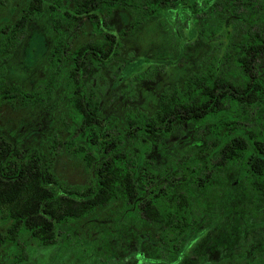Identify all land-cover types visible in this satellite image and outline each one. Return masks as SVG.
I'll return each mask as SVG.
<instances>
[{"label": "trees", "instance_id": "16d2710c", "mask_svg": "<svg viewBox=\"0 0 264 264\" xmlns=\"http://www.w3.org/2000/svg\"><path fill=\"white\" fill-rule=\"evenodd\" d=\"M67 1L72 3L71 11L90 19L94 31L101 34L102 39L73 48L58 32L50 50V77L45 96L46 99L51 97L58 83L59 69L68 63L66 82L73 109L72 123L77 127L76 137L84 140L77 141L78 153L84 157L86 166L94 165L92 177L87 184L61 181L54 172L51 157L36 147L24 149L0 133V216L9 220L5 232H0V248L6 242L12 243L17 250L15 258L22 259L25 256L20 243L22 234L44 246L52 245L57 241L61 224L83 218L120 195L135 212L137 208L146 221L170 220L169 227L179 232L184 230L188 222L191 225L200 216L194 207L191 190L190 197L180 194L175 203L177 207L173 209L165 204L163 195L155 191L144 194V203L136 207L139 202L135 182L137 161L125 148L127 138L139 141L146 136L166 137L174 123L181 122L200 125V136L209 141L206 144L209 159L218 156L223 165L237 162L243 165L237 186L226 184L225 195L231 196L233 203L229 202L219 216L222 222H232L226 229L233 237L228 236L227 249H221L220 259L212 264H264V214H259L255 208L234 211L232 207L239 200L243 202V196L264 198V66L260 62L264 56V0H174L183 6L190 2H195L193 6L201 5L208 18L205 27L221 28L229 23L233 31L238 32L237 39L231 31L225 41L233 47L230 52L223 53L222 59L209 60L198 71L190 73L181 86L165 88L153 114L128 115L122 135L110 133L102 119L98 97L83 85L86 65L90 63L100 70L117 54L120 44L107 19L97 11L126 8L137 15L132 23L135 26L159 14L167 7L168 0ZM46 2L30 0L16 22L1 27L0 60L16 46L27 21L38 16ZM60 2L52 0L46 4L55 10ZM224 62L232 65L225 69ZM0 94L6 99L19 97L24 104L38 101L37 96L17 86L0 84ZM251 108L263 112L262 123L246 121L242 111ZM202 162L203 159H180L178 164L176 159L174 165L188 171L185 176L191 178L193 187H202L210 179L209 175H196L197 170L203 169ZM232 193H235L233 197ZM235 197L239 199L234 201ZM252 215L253 221L250 220Z\"/></svg>", "mask_w": 264, "mask_h": 264}, {"label": "rangeland", "instance_id": "374dc122", "mask_svg": "<svg viewBox=\"0 0 264 264\" xmlns=\"http://www.w3.org/2000/svg\"><path fill=\"white\" fill-rule=\"evenodd\" d=\"M29 2L0 0V31L5 24L16 22ZM50 2L52 0L46 3ZM46 3L38 16L27 21L16 46L0 60V84L17 86L37 96L38 101L24 104L19 97L6 99L0 94V133L24 149L36 147L51 157L54 172L61 181L87 184L94 165L86 166L84 157L78 153L77 141L84 140L76 137L77 127L72 123L73 109L66 82L68 63L59 69V85L53 88L51 97L46 99L45 93L50 77V50L58 31H62L73 48L90 40H101L102 35L94 31L89 18L70 13L72 4L67 0H61L55 10ZM97 12L107 19L120 44L117 54L100 70L92 66L85 68L83 85L98 97L102 119L113 135H122L128 115L153 114L164 88L181 86L190 73L198 71L214 57L222 59L226 50L230 52L231 44L225 41V31L230 29V24H225L222 34L206 38L197 31L205 17L203 14L187 20L184 13L164 9L134 26L137 15L121 7ZM232 36L237 38L235 33ZM260 62L264 66V56ZM231 65L224 62L225 69ZM242 112L247 122L262 123L260 109ZM199 130L198 124L176 122L164 138L146 136L139 141L124 138L125 148L133 156L142 154L153 161L155 171L160 173L168 168L170 160L203 159L208 154L209 141L200 136ZM242 170L243 165L238 162L222 164L221 174L230 185L237 182ZM173 187V194L180 190L178 186ZM194 191L199 198L203 195V190ZM232 194L233 197L235 193ZM230 199L231 196H221L220 209L226 208ZM232 207L234 211L255 208L263 215L264 198L243 196V202L239 200ZM250 220L253 221V215ZM203 223L208 225L209 220ZM231 223L221 221L195 238L197 234L191 232L177 260L168 247L159 242L160 227L141 220L120 195L83 218L61 224L57 241L52 245L44 246L22 234L20 243L25 255L22 259L15 258L17 250L12 243H4L0 248V264H198L202 258L207 260V249L212 251L215 240L221 238L222 249H227L225 244L233 233L226 228ZM8 225L9 220L0 216L1 233Z\"/></svg>", "mask_w": 264, "mask_h": 264}, {"label": "flooded vegetation", "instance_id": "af4514ba", "mask_svg": "<svg viewBox=\"0 0 264 264\" xmlns=\"http://www.w3.org/2000/svg\"><path fill=\"white\" fill-rule=\"evenodd\" d=\"M194 3L195 2H193V3L190 2L188 5L183 6L182 4H176L174 2V0H168L167 7L162 8L161 11L164 9L172 11V9H173L176 12H178V14L179 13L186 14L187 20H191L192 18H197L199 16V14H203V15H205V17L200 22V25L197 27L198 33L201 34L202 36L206 37V38L207 37L214 38L215 35L222 34L223 33V27H221V28L212 27L211 29H208L207 27L204 26V23H206L208 21L207 15L205 13L206 12L205 8L202 7L201 5L193 6ZM70 4H72V3H70ZM122 9L126 10V8H122ZM70 13H74V12L71 11ZM66 14H68V13H66ZM70 16H72V15H70ZM231 31H233L232 26H230L229 30L225 31V38L227 36H231V35H228V34H230ZM58 32L61 33L62 31H58ZM113 33L115 34V32H113ZM234 33L238 34L237 31ZM66 38L67 37H65V39ZM116 38H117V35H116ZM67 40H68V38H67ZM119 43H120V41H119ZM216 47L218 49V46H216ZM231 47H233L232 43H231ZM87 66H90V63H88L86 65V67ZM85 68H84V70H85ZM82 77H83V75H82ZM138 77H141V74H138ZM66 81H67V76H66ZM58 85H59V80H58L57 86ZM167 88H169V87H167ZM161 92H160V94H161ZM160 94H159V97H160ZM159 97H158V102H159ZM157 107H158V105H157ZM162 138H164V137H162ZM135 157H136L137 167H138V170H137L138 173L136 174L135 182L137 183V187H138V191H139V195H138L139 202L137 203L136 207L137 206L140 207L144 203L143 202L144 194L148 195L150 192H153V191H155L156 193L159 192L161 195H163L162 199L165 200V204L170 209L177 207V205L175 203L180 198V194L184 195V196L188 195L187 197H190V190L193 193L194 207L197 209V214L200 216L198 217V219H195L194 223H192L191 225L188 222L185 229L182 230L181 232H179L178 229L175 230L174 227L168 226L170 220L168 222H148V221H146V218H144L142 213L141 212L139 213L137 208L135 207L137 215L139 216V218L141 220L146 221L150 224L158 225L160 227L161 230L158 233L159 242L162 243L163 245L167 246L168 250L171 251V253H172L171 255L175 256L176 259L178 260L181 258V254H182L181 251L183 250V247H186L185 243L188 240L187 238L191 234V232L194 231V234H197L196 236H194V238H195L198 235H202L203 233L207 232V230L209 228H213L214 224L221 222V218H219V216L222 214L223 209H220L219 202L221 200V196L225 195V190L227 189L226 188L227 183L221 174L222 163L220 162V158H218V156H214L210 159L207 156H205L203 158V162L200 163V166H202L203 169L197 170L196 175L199 176L200 174H202L204 177H207L209 175L210 179L206 182V185H203L202 187H197V186L193 187L191 178L188 176H185V175H187L188 171H182L180 168H178L179 165L177 166V168H175V165H174L175 160H173V161L170 160L169 163H167V165H166V166L169 165L168 168L163 169L162 172L158 173L155 171V166L153 165V161H149L142 154H140L139 156L136 155ZM177 160H178V164H180L179 163L180 159H177ZM214 160H215V163L213 164ZM168 180L172 182L170 185L167 184V182H169ZM198 180L200 181V179H198ZM163 182H164V184H163ZM237 184H238V181L234 182L233 184H230V185L234 187V186H237ZM173 186H178L180 189L175 194L172 193V191H174ZM194 189L203 190L202 191L203 195L199 198V196H197ZM208 199H210L209 202L205 203V201ZM232 203L230 202V204H232ZM206 205H209L210 209H208ZM173 219L177 220L176 215L175 216L173 215ZM184 219L185 218H183V220ZM206 220H209L208 225H204V223H203V221H206ZM215 242L216 243L214 244L215 246L212 247V251L210 248L207 249V252H208L207 260L202 258V260L200 259L201 261L198 264H212V263H216L220 259V257H221L220 252L222 249V247H221L222 244L220 242V238L218 240H215Z\"/></svg>", "mask_w": 264, "mask_h": 264}]
</instances>
